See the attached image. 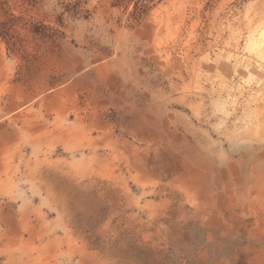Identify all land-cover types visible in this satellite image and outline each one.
Here are the masks:
<instances>
[{
	"label": "rangeland",
	"instance_id": "1",
	"mask_svg": "<svg viewBox=\"0 0 264 264\" xmlns=\"http://www.w3.org/2000/svg\"><path fill=\"white\" fill-rule=\"evenodd\" d=\"M263 30L264 0H0V264H264Z\"/></svg>",
	"mask_w": 264,
	"mask_h": 264
},
{
	"label": "bare ground",
	"instance_id": "2",
	"mask_svg": "<svg viewBox=\"0 0 264 264\" xmlns=\"http://www.w3.org/2000/svg\"><path fill=\"white\" fill-rule=\"evenodd\" d=\"M263 34H264V30H263V32H262ZM262 36H264V35H262ZM256 44V43H255Z\"/></svg>",
	"mask_w": 264,
	"mask_h": 264
}]
</instances>
